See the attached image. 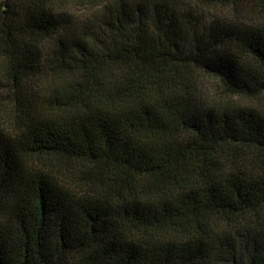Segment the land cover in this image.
<instances>
[{
  "label": "trees",
  "instance_id": "16d2710c",
  "mask_svg": "<svg viewBox=\"0 0 264 264\" xmlns=\"http://www.w3.org/2000/svg\"><path fill=\"white\" fill-rule=\"evenodd\" d=\"M0 264H264V0H0Z\"/></svg>",
  "mask_w": 264,
  "mask_h": 264
}]
</instances>
